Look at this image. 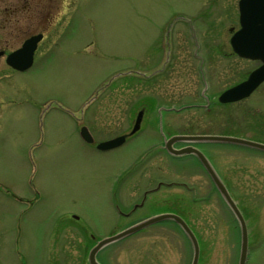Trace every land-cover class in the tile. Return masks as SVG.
<instances>
[{
  "label": "rangeland",
  "instance_id": "1",
  "mask_svg": "<svg viewBox=\"0 0 264 264\" xmlns=\"http://www.w3.org/2000/svg\"><path fill=\"white\" fill-rule=\"evenodd\" d=\"M200 2L62 1L61 10L57 12L59 22L51 28L59 31V42L43 48L26 73H16L9 82H4L6 95L8 91L10 97L3 105L0 102V109L5 113L0 116V264H88V254L93 245L83 242L72 219L63 221L55 231L57 234L52 233L54 223L62 213H76L88 218L94 229L104 230L106 226L101 220L110 209L111 197L105 193L104 184L102 186L99 182L109 173H119L121 167L129 168L150 147L160 145L163 134L149 141H146V136H138L124 146L103 152L82 141L79 125L82 122L91 124L98 138L104 139L131 125V116L127 124L125 121L126 109L135 110L136 101L140 98L150 106L154 100V109L162 105L171 106L170 96L176 100L175 104L189 102L178 98L185 93L186 87L188 90V83L180 85L178 81H169L164 83L166 89L159 86L162 83L154 88L144 85L141 92L137 71L141 66L140 57L149 50L154 31L173 14L195 13ZM210 14L207 21L216 19L217 12ZM226 38V35L205 37L207 43L215 48L221 45L228 48ZM187 44L191 50L190 40ZM211 54V60L223 71L218 73V82L221 83L216 84L215 91L242 80L258 65V62L233 59L224 53L212 51ZM178 56L182 53H177L180 60ZM152 59H148L145 65L153 63ZM191 62L195 63L192 58ZM249 104L259 107L256 117L263 114L264 83L251 98L238 104L240 108L236 113L239 115L236 116L242 119V110L250 107ZM184 115L167 113L165 121L173 117L177 122H183ZM223 145L235 146L226 142ZM158 153L153 158L149 155L151 159L144 166L134 168V176L123 187L124 201L130 199L135 180L143 172L154 173L165 181L171 177H183L212 191L211 181L201 174L202 171L197 173L198 170L192 171L190 167L181 172L183 176L177 177L170 170L167 156L162 151ZM217 160L224 164L223 170L228 176L234 173L230 170L234 169L231 165L239 162L238 178L229 184L238 191L237 199L247 218L254 223L264 222V153L224 148V156ZM34 188L38 189L41 200L23 216L22 238L17 245L14 231L16 216L25 210V206L10 197L8 190L15 195L32 196ZM161 191L158 198L162 201L152 211L167 209L169 198L180 202L179 205L182 201L190 202V196L181 188H176L175 193L166 188ZM217 197L210 196L207 203H188L191 208L182 207L205 243L204 264H216L217 255L225 252L222 249L225 244L221 242H230L237 236L234 226L239 225L238 221ZM26 219L29 223L27 238L24 237ZM143 234L124 244H109L100 251L99 258L109 264H156L147 255L161 252L168 253L166 259H169V264H185L183 256L187 252L193 256L192 247L180 238L181 234L176 235L180 240L175 236L168 243L150 235L141 236Z\"/></svg>",
  "mask_w": 264,
  "mask_h": 264
},
{
  "label": "flooded vegetation",
  "instance_id": "2",
  "mask_svg": "<svg viewBox=\"0 0 264 264\" xmlns=\"http://www.w3.org/2000/svg\"><path fill=\"white\" fill-rule=\"evenodd\" d=\"M62 1L63 0H0L1 105H3L4 101L10 97V93L8 91V95H6L4 82H9L16 73H26L29 70L28 69L27 71L22 72L15 69L9 64L8 57L17 49L21 48L27 40L40 35L41 39L37 43V48L33 56L34 64L36 56L38 53H42L41 50L43 48L51 47L53 44L59 42V38L61 36L59 31L51 28L59 22L57 12L61 10ZM241 2L242 0H201L199 8L195 11V13L173 14L161 25L160 29L154 31L151 42L148 46L149 50L144 51V54L140 57L141 66H139L137 71L138 88L142 92L145 86L152 85V88H154L155 85L159 83H162L159 84V86L166 89V85L164 83L169 81H178L180 82V85H182L181 83H188L190 84L188 86V90L186 87L184 90L185 93L182 96L178 95V98L189 100V102L175 104L176 100L174 101L173 97L170 96L168 99L173 102L170 104L171 106L162 105L160 108L154 109V100L150 106L149 102L147 103L145 102V99L140 98L136 101L135 110L126 109L127 116L125 121L127 124L128 117L131 116V125L128 128L126 127L122 132L104 139L98 138V133L95 127L93 128L91 124L89 125L83 122L80 123L78 128L79 136L81 127L86 125L95 138L93 143H87L83 139L82 141L93 146L97 150H99L97 147L99 142L119 135H126V141L121 146L132 142L138 136H146V141H149L150 138L153 140H155L154 138H159V134L161 135V133L163 135L160 136L162 137L160 145L150 147L139 158L134 160L129 168H127V166L126 168L121 167V171L119 173H109L99 182L102 186L104 184L105 193L110 194L111 197V204L109 206L110 209L107 210L104 219L101 220V223L106 226L104 230L94 229L91 227L88 218H82L76 213H62L61 217L58 218L53 225V234H57L55 231L59 225L63 223V221L72 219V221L76 224L75 228L82 235L81 238L83 239V242L94 246L103 238L115 235L124 229L138 225L160 213H177L182 216L195 231L200 244L198 264H204V257L206 255V252H204L206 249L205 243L202 240L200 233L195 228L192 218H188L187 213L185 212L186 209H182V207L191 208V206L187 205L188 203H191V200L194 201V204H196L207 203L209 197H213L214 195L216 197L218 196L222 201L223 198L218 187L212 180L210 173L199 157L195 153L178 154L177 151L186 147H194L200 150L207 157L219 178L225 182L231 192V195L240 206L237 199L238 191L235 186H230L229 184V181L238 178L237 172H240L239 162L237 163L235 161V164L231 165L234 169L230 170L235 173H231V177L224 173V164L222 165V163L218 162L217 158L224 156V148L249 149L250 147L223 145V142L206 140H175L171 143L169 150L166 143L176 136L185 135L232 136L264 143V110L262 115L256 117L258 115L257 110H259V107H256L254 104H252V106L249 104L250 107L242 110V119L236 116V114L239 115V113H236L238 112L236 109L240 108L237 107L238 104L251 98L264 82L246 99L226 103L221 102L219 99L220 95L225 90L246 80L250 73L263 63L260 59L243 58L239 56L232 45L233 36L242 30ZM212 11L217 12L216 19L214 18L213 20L207 21L206 17L210 16ZM217 19L220 20L218 23L215 22ZM224 35L228 37L226 38V41L229 43L227 44L225 42V45L229 49L225 48L223 45L219 47L216 46L215 48L211 45V43L208 44L205 39L207 36L220 37ZM189 40L192 44L191 50L190 48L188 49L187 43ZM212 51L222 54L224 53L228 56L231 55L233 59L241 58L251 62H258V65L250 70L247 76L242 80H237L226 85V87L222 88V90L215 91L216 84L221 83L218 82V73H222L223 71L220 70L221 67L217 65L216 62L211 60ZM178 52L182 53V56H178L180 60L177 59ZM191 58L195 61V63L191 62ZM148 59H152L153 63L145 65V62L147 63ZM227 70L228 67H226L225 71ZM197 82L200 84L198 85L199 87L197 86ZM164 97H166V95ZM191 99L194 100L191 101ZM148 105L150 108H148ZM140 112L143 113L140 129L135 133H131L136 117ZM195 112H199L200 114L196 115ZM167 113L176 116H181L185 113L183 116L185 119L183 118V122H177L176 119L174 120V118L171 117L168 121H165V115ZM253 113H255V115ZM1 114L3 116L5 115V113H2V110L0 109V116ZM133 114H135V118ZM147 116H149V118ZM235 118H238V120ZM159 151H162L167 156L170 162V170L174 172L177 177L183 176L181 175V172L190 169V167H192V171L198 170L197 173H201L202 171L203 173L201 174L205 175L211 181L212 191L209 192L200 185L198 186L192 184L186 181L183 177L173 179L171 177L170 180L165 181L157 177L154 173L146 174V172H143L138 176V179L135 180L134 190L130 191L131 188L129 189V191L132 192L130 199L124 201L123 187H126L127 181L134 176V168L138 165L141 167L144 166V164L147 163V160L151 159L149 155L153 158L159 154ZM148 183H150V185L145 186ZM164 188H166V190H172L173 193L176 192V188H181L184 193H187L190 196V202L189 200L187 202L182 201V205H179L180 202L169 198V200H167L170 205L168 204L167 209L152 211L160 200L162 201V199L159 200L158 197L162 192L161 190ZM203 191L204 193H202ZM8 192L10 197L12 196L25 206V210L18 213L16 216L17 224L14 231H16L15 241L18 245L22 238L21 232L23 231V216L36 207V204L41 200V195L36 188L33 189L32 196L15 195L10 190H8ZM186 197L187 196H185V198ZM240 208L243 211L241 206ZM108 212L110 213L108 214ZM243 214L246 219L248 231V248L244 264H264V222H251L247 218L244 211ZM26 221L27 225L24 226L25 238H27L26 234L29 225L27 219ZM234 227L237 236L233 237V239L230 238L232 240L230 242H221L222 245L225 244L224 247H222L225 252L217 255L216 264H240L241 262V227L240 224ZM142 233H144L141 235L143 237L144 235H150L153 236L152 238L156 237L159 238L158 240L162 239L163 241H166L165 243L175 239L177 234H181L182 237L180 238L192 247L188 236L185 234L180 224L174 219L154 222L139 229L133 234L115 241L114 243H127L130 239ZM177 238L180 240L179 237ZM230 250L232 252H227ZM100 251L97 254V260L101 264H109L99 258ZM152 254L153 256L150 255L152 258L147 255V258L150 261L152 259L156 262V264H169V259H166L168 253L152 252ZM170 256L172 257L174 255L170 254ZM183 257V260L186 261L185 264H192L194 255L191 256V254L187 252V254ZM24 264H26V262ZM88 264H90L89 254ZM143 264L146 263L143 262Z\"/></svg>",
  "mask_w": 264,
  "mask_h": 264
},
{
  "label": "water",
  "instance_id": "3",
  "mask_svg": "<svg viewBox=\"0 0 264 264\" xmlns=\"http://www.w3.org/2000/svg\"><path fill=\"white\" fill-rule=\"evenodd\" d=\"M241 6H242V15H241L242 30L237 32L233 36L232 45L235 51L241 57L260 59L263 63L262 65H260L258 68H256L251 72L247 80L224 91L219 98L220 101L223 103L239 101L250 96L253 93V91H255V89L264 81V0H242ZM40 39L41 36L38 35L27 40L21 48L17 49L8 57L9 64L19 71L28 70L33 64L34 52L37 48V43L39 42ZM142 117H143V113L140 112L137 116L135 125L131 133H134L139 129L141 125ZM81 136L83 137L84 140H86L89 143L94 142V137L89 131L87 126H83L81 128ZM125 140H126V135H121L113 139L100 142L98 144V148L101 150H110L122 145L125 142ZM175 140H185V141L206 140L213 142L237 143L264 151L263 143H259L243 138H238V137L216 136V135L177 136L175 138H172L169 142L166 143V146L169 150L171 143ZM177 153L178 154L195 153L199 157V159L202 161V163L205 165L208 172L210 173L212 180L218 187L221 195L223 196L227 204L230 206V208L238 218L241 225V237H242L240 264H244L247 256V248H248L247 225L241 211L239 210L238 206L231 197L225 184L216 174L215 170L213 169L207 157L200 150L194 147H187L178 150ZM165 219H174L177 223L180 224L182 229L185 231V233L191 240L194 248V258L192 264H197L200 254V248L197 237L193 232V230L185 222V220L181 216L174 213H164V214L156 215L138 225L127 228L116 235L102 239L90 251L89 254L90 264H101L97 260L96 256L99 250H101L104 246L120 238L133 234L139 229L149 224L162 221Z\"/></svg>",
  "mask_w": 264,
  "mask_h": 264
},
{
  "label": "trees",
  "instance_id": "4",
  "mask_svg": "<svg viewBox=\"0 0 264 264\" xmlns=\"http://www.w3.org/2000/svg\"><path fill=\"white\" fill-rule=\"evenodd\" d=\"M192 203H194V201L191 200Z\"/></svg>",
  "mask_w": 264,
  "mask_h": 264
}]
</instances>
